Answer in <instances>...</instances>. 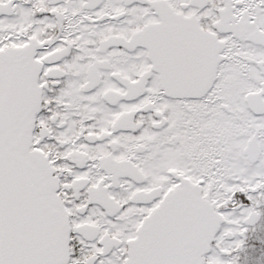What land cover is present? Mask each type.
<instances>
[{
    "label": "snow or ice",
    "instance_id": "obj_1",
    "mask_svg": "<svg viewBox=\"0 0 264 264\" xmlns=\"http://www.w3.org/2000/svg\"><path fill=\"white\" fill-rule=\"evenodd\" d=\"M0 264H264V0H0Z\"/></svg>",
    "mask_w": 264,
    "mask_h": 264
}]
</instances>
